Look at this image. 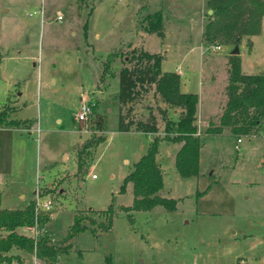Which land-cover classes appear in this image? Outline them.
Listing matches in <instances>:
<instances>
[{"label":"rangeland","instance_id":"374dc122","mask_svg":"<svg viewBox=\"0 0 264 264\" xmlns=\"http://www.w3.org/2000/svg\"><path fill=\"white\" fill-rule=\"evenodd\" d=\"M205 2L0 0V107L9 103L11 116L34 121L30 132H9L0 140V165L7 167L1 206L26 207L40 184L39 193L53 202L42 232L60 249L49 263L26 253L23 264H264V131L242 135L238 147V135H205L199 173L188 177L175 166L179 143L160 140L158 193L174 197L176 208L122 209L134 197L132 182L121 189L123 179L154 135L118 129V78L99 82L101 63L123 44L124 51H157L163 69L179 64L181 78L189 76L190 90L199 95L201 125L217 121L233 46L201 44ZM155 10L162 11L163 38L139 26ZM251 37L252 47L246 37L239 43L244 73L264 71V20ZM216 43L221 48L214 51ZM83 99L96 104L91 116H103L105 138L83 148L79 168L77 148L94 132L91 120L85 130L77 119ZM111 204V227L101 230L102 210ZM75 214L87 228L67 241ZM17 230L31 234L25 226Z\"/></svg>","mask_w":264,"mask_h":264},{"label":"trees","instance_id":"16d2710c","mask_svg":"<svg viewBox=\"0 0 264 264\" xmlns=\"http://www.w3.org/2000/svg\"><path fill=\"white\" fill-rule=\"evenodd\" d=\"M206 18L203 22L201 40L204 43L218 42L234 46L242 37L248 38L261 31L264 20V0H207ZM211 9V12H208ZM145 21L139 23L148 32L162 34L161 10L149 12ZM138 26V24H137ZM130 45L127 43L126 45ZM125 44L108 52L101 63L99 82L117 76L120 113L118 129L154 133L147 150L136 160L121 185L124 190L128 182L133 185V202L123 205L125 212L149 210L155 205L167 209L176 208L174 197L158 193L163 186V174L157 160L160 140L178 142L175 166L179 174L188 177L199 173L200 149L207 134L257 135L264 131V71L243 73L240 54L228 53V76L226 99L217 121L204 120L198 129L199 95L196 91L181 89V76L175 70L161 67L162 55L142 47L131 46L124 51ZM250 47V46H249ZM120 62V63H118ZM119 66L117 68V66ZM13 106L9 103L0 107V127H29L33 119L11 116ZM93 132L82 147L77 148L78 167L82 168L83 148L97 145L105 138V124L101 114L91 116ZM104 221L101 230L112 224L113 206L102 210ZM50 215H36L31 199L24 208H4L0 196V264L23 263L26 253H34L42 261L50 262L59 247L46 233L37 236L19 232L17 227L35 224L44 226ZM87 228L84 217L75 214L65 240ZM69 244V242H68ZM65 245L64 250L69 246Z\"/></svg>","mask_w":264,"mask_h":264},{"label":"built area","instance_id":"2783aa9c","mask_svg":"<svg viewBox=\"0 0 264 264\" xmlns=\"http://www.w3.org/2000/svg\"><path fill=\"white\" fill-rule=\"evenodd\" d=\"M203 14H205L204 9H201V15L203 16ZM57 19H59V20L62 19V15L60 13L57 14ZM220 48H221V44H219V43L212 44V49L214 51H217ZM95 105L96 104L94 101H86L84 99L82 100L80 109L77 113V119L81 122V126L83 125L85 127V130H90L89 123H90L91 115H92V112H93ZM201 122H202V120L199 117L198 118V129L196 132L197 134L200 133ZM241 136L242 135H239L237 137V142L235 144L236 147H238V142L241 141ZM93 176H95V174H93ZM40 188H41L40 184L36 185L35 195H34L35 196L34 206H35L36 215L44 213L53 207L52 199L48 196L40 194L39 193ZM25 227H27L30 230L31 235L37 236V235L43 233L42 228L44 226H39V224L37 223V220H36L35 224L27 225Z\"/></svg>","mask_w":264,"mask_h":264},{"label":"crops","instance_id":"0c3cea01","mask_svg":"<svg viewBox=\"0 0 264 264\" xmlns=\"http://www.w3.org/2000/svg\"><path fill=\"white\" fill-rule=\"evenodd\" d=\"M207 1V0H206ZM204 7L206 8L207 6H206V2H205V5H204ZM200 9H203V8H200ZM200 9H199V11H200ZM208 11H209V9H208ZM204 18H202V24H201V31H202V26H203V22H204V20H203ZM166 34V28L165 29H163L162 30V34H160L159 36L161 37V38H163L164 37V35ZM251 40H252V37H251ZM162 41H163V39H162ZM200 41H201V44L203 45H209L208 43H204V42H202V40H201V33H200ZM252 43H253V41H252ZM202 45H201V54H203L204 53V49H203V47H202ZM251 47H252V44H251ZM251 47H249V48H251ZM239 54H240V52H239ZM228 58V57H227ZM240 58H241V56H240ZM228 60V59H227ZM216 68V67H215ZM225 68H226V70H227V72H228V63L226 64L225 63ZM241 68H242V63H241ZM212 69H214V68H212ZM166 70V69H165ZM175 71H177L179 74H180V76H182V71H181V66L178 64L177 66H176V69H175ZM244 73V72H243ZM227 82V81H226ZM190 83H191V81L189 80V76H186V77H184V79H182L181 78V84H180V86H181V89L183 90V91H196V90H190ZM226 85V84H225ZM189 87V88H188ZM197 92V91H196ZM198 93V92H197ZM9 99V98H8ZM7 101V100H6ZM200 115H201V113H200ZM34 122V121H33ZM33 122H32V124L29 126V127H0V140H2L3 139V137L5 138V139H7V135L8 134H12V133H9V132H13V131H18V132H20V134H23V131H25V130H28V132H30V130H33L34 129V127H33ZM135 132H139V133H145V134H149V135H154V133H151V132H140V131H135ZM234 135H244V134H234ZM237 136V137H238ZM251 143H254V141H251ZM179 146H180V143H179ZM178 150V149H177ZM171 155V154H170ZM158 160V159H157ZM159 162V161H158ZM160 164V163H159ZM160 167H161V165H160ZM0 168H1V170L3 171V172H1V175H0V179H1V176L3 177V173H4V171H7L6 169H7V167L6 166H1L0 165ZM163 174V173H162ZM93 175V174H92ZM58 211H56V212H52V215L54 216V214L55 213H57ZM23 264V263H20V262H13L12 264Z\"/></svg>","mask_w":264,"mask_h":264},{"label":"water","instance_id":"95a60500","mask_svg":"<svg viewBox=\"0 0 264 264\" xmlns=\"http://www.w3.org/2000/svg\"><path fill=\"white\" fill-rule=\"evenodd\" d=\"M212 10L209 9V12H211ZM240 52V48H239V44L236 43L230 50V54H238Z\"/></svg>","mask_w":264,"mask_h":264}]
</instances>
